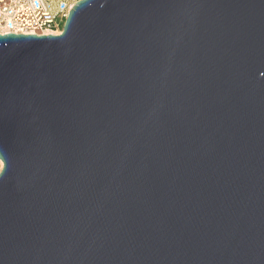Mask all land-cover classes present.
Here are the masks:
<instances>
[{"label":"water","instance_id":"water-1","mask_svg":"<svg viewBox=\"0 0 264 264\" xmlns=\"http://www.w3.org/2000/svg\"><path fill=\"white\" fill-rule=\"evenodd\" d=\"M0 159V264H264V0L0 35Z\"/></svg>","mask_w":264,"mask_h":264},{"label":"built area","instance_id":"built-area-1","mask_svg":"<svg viewBox=\"0 0 264 264\" xmlns=\"http://www.w3.org/2000/svg\"><path fill=\"white\" fill-rule=\"evenodd\" d=\"M82 0H2L0 35L8 33L45 36L62 33L75 4ZM3 162L0 159V173Z\"/></svg>","mask_w":264,"mask_h":264},{"label":"bare ground","instance_id":"bare-ground-1","mask_svg":"<svg viewBox=\"0 0 264 264\" xmlns=\"http://www.w3.org/2000/svg\"><path fill=\"white\" fill-rule=\"evenodd\" d=\"M0 1H2V0H0ZM49 35L59 36V35H62V33H49V34H45V36H49ZM3 167H4V164H3Z\"/></svg>","mask_w":264,"mask_h":264},{"label":"rangeland","instance_id":"rangeland-1","mask_svg":"<svg viewBox=\"0 0 264 264\" xmlns=\"http://www.w3.org/2000/svg\"><path fill=\"white\" fill-rule=\"evenodd\" d=\"M64 25L62 26V29H63Z\"/></svg>","mask_w":264,"mask_h":264}]
</instances>
